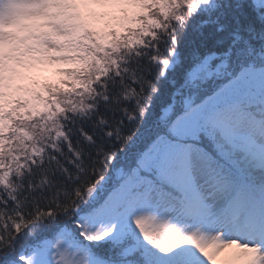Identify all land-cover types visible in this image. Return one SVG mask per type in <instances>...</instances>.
Returning <instances> with one entry per match:
<instances>
[{
    "label": "snow or ice",
    "instance_id": "6c2138e0",
    "mask_svg": "<svg viewBox=\"0 0 264 264\" xmlns=\"http://www.w3.org/2000/svg\"><path fill=\"white\" fill-rule=\"evenodd\" d=\"M0 264H264V0H0Z\"/></svg>",
    "mask_w": 264,
    "mask_h": 264
},
{
    "label": "rangeland",
    "instance_id": "374dc122",
    "mask_svg": "<svg viewBox=\"0 0 264 264\" xmlns=\"http://www.w3.org/2000/svg\"><path fill=\"white\" fill-rule=\"evenodd\" d=\"M0 102H2V98H0Z\"/></svg>",
    "mask_w": 264,
    "mask_h": 264
}]
</instances>
